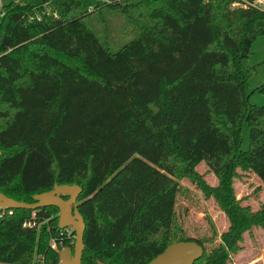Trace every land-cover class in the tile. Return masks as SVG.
Returning a JSON list of instances; mask_svg holds the SVG:
<instances>
[{
    "label": "trees",
    "instance_id": "16d2710c",
    "mask_svg": "<svg viewBox=\"0 0 264 264\" xmlns=\"http://www.w3.org/2000/svg\"><path fill=\"white\" fill-rule=\"evenodd\" d=\"M232 0H7L0 16V192L23 201L57 184L81 187L80 264H144L166 245L193 239L192 264H228L242 234L264 228L235 197L236 169L264 183V81L251 89L252 40L264 9ZM134 35L110 50L94 29L102 8ZM248 142L241 148V126ZM216 177L207 183L195 165ZM185 177L228 218L190 234L177 199ZM184 207L182 208V210ZM0 217V264H59L74 231L54 205ZM58 245L50 247V242Z\"/></svg>",
    "mask_w": 264,
    "mask_h": 264
},
{
    "label": "rangeland",
    "instance_id": "374dc122",
    "mask_svg": "<svg viewBox=\"0 0 264 264\" xmlns=\"http://www.w3.org/2000/svg\"><path fill=\"white\" fill-rule=\"evenodd\" d=\"M264 9V3L261 5ZM98 17H103V21L91 17L90 22L94 24V29L101 38H105L110 50L117 49L122 43L130 39L134 32L124 18L117 13H112L105 7L101 12H97ZM249 64L254 66V72L247 80V87L251 89L255 85L264 81V34L256 36L249 47L247 57ZM249 101L255 104L264 102V95L253 91L249 96ZM248 142V126L246 122L241 126V148H245ZM197 172L202 174L204 180L209 184L216 183V177L208 170L205 162L200 160L195 165ZM237 175L232 179V186L235 197L243 205H248L251 209H256L264 200V183L250 170L237 168ZM179 181L188 188L191 199H177V209L181 210L179 216L190 234L202 232L206 227V218L214 225L217 234H220L228 226V218L218 207L212 196L205 197L201 190L194 183L185 177ZM184 209L182 210V208ZM240 248L230 254L228 264H264V228L252 226L250 231L242 234L239 242Z\"/></svg>",
    "mask_w": 264,
    "mask_h": 264
},
{
    "label": "water",
    "instance_id": "95a60500",
    "mask_svg": "<svg viewBox=\"0 0 264 264\" xmlns=\"http://www.w3.org/2000/svg\"><path fill=\"white\" fill-rule=\"evenodd\" d=\"M81 187L77 184L53 183L48 190L32 194V201L13 199L0 192V208H36L46 205H54L58 209L57 225L60 228L71 227L74 231L72 247L64 245L57 251L59 264H80V255L83 248L82 232L84 222L76 207V197ZM202 247L193 239L177 240L166 245L160 252L154 255L144 264H192L200 257ZM96 264H108L105 261L96 260Z\"/></svg>",
    "mask_w": 264,
    "mask_h": 264
},
{
    "label": "built area",
    "instance_id": "2783aa9c",
    "mask_svg": "<svg viewBox=\"0 0 264 264\" xmlns=\"http://www.w3.org/2000/svg\"><path fill=\"white\" fill-rule=\"evenodd\" d=\"M7 1V0H0V16L3 14V8H2V4ZM264 3V0H232L230 2V6H247V5H251V6H259V7H262L261 6L262 4ZM8 210V212H10L9 210L10 209H3V208H0V217H2L6 211ZM64 228H67V227H64ZM71 228V227H70ZM50 247L53 248V249H57L58 248V245L56 244V242L54 241H51L50 242Z\"/></svg>",
    "mask_w": 264,
    "mask_h": 264
}]
</instances>
